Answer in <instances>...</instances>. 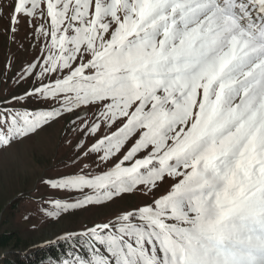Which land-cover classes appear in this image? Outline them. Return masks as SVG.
I'll list each match as a JSON object with an SVG mask.
<instances>
[{
  "label": "snow or ice",
  "instance_id": "1",
  "mask_svg": "<svg viewBox=\"0 0 264 264\" xmlns=\"http://www.w3.org/2000/svg\"><path fill=\"white\" fill-rule=\"evenodd\" d=\"M8 7L13 32L22 15L46 16L49 27H37L46 40L41 76L61 75L35 92L61 107L0 112V147L64 111L92 107L95 119L81 130L110 131L83 154L104 162L120 154L99 174L44 181L95 193L54 207L173 181L151 202L87 228L86 253L65 264H264V0H12Z\"/></svg>",
  "mask_w": 264,
  "mask_h": 264
},
{
  "label": "rangeland",
  "instance_id": "2",
  "mask_svg": "<svg viewBox=\"0 0 264 264\" xmlns=\"http://www.w3.org/2000/svg\"><path fill=\"white\" fill-rule=\"evenodd\" d=\"M11 2L0 0L5 8V15L0 18V112L37 113L59 109V100L35 92L42 84H49L61 75L41 76L43 62L40 57L46 40L37 32V27L43 24L48 28L47 18L41 19L39 13L35 17L22 15L13 32L8 20ZM30 64H36L31 73L28 72ZM94 113L92 107L64 111L35 133L13 141L10 146L0 147V237L10 234L8 244L0 247V258L25 253L49 241L84 236L87 228L114 220L124 211L151 202L173 183L171 178H166L153 192L140 186L111 199L57 210L55 201L71 204L95 193L91 189L81 192L52 188L44 181L74 174H99L109 170L120 155L104 162L96 153L83 154L85 146L90 149L100 136L110 131L102 127L93 136L81 130V122L87 119L91 123ZM56 211L58 215H48ZM73 259L46 258L40 264H65Z\"/></svg>",
  "mask_w": 264,
  "mask_h": 264
},
{
  "label": "trees",
  "instance_id": "3",
  "mask_svg": "<svg viewBox=\"0 0 264 264\" xmlns=\"http://www.w3.org/2000/svg\"><path fill=\"white\" fill-rule=\"evenodd\" d=\"M87 237L77 235L75 238H62L38 245L25 253L14 254L13 257H1L0 264H40L44 259L58 260L75 258L87 251ZM10 234L0 237V247L6 246Z\"/></svg>",
  "mask_w": 264,
  "mask_h": 264
}]
</instances>
